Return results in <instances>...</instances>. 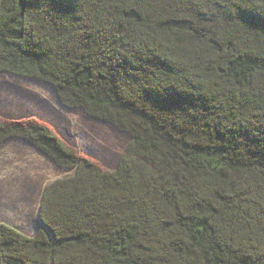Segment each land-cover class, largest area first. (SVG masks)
Returning a JSON list of instances; mask_svg holds the SVG:
<instances>
[{
    "label": "trees",
    "instance_id": "trees-1",
    "mask_svg": "<svg viewBox=\"0 0 264 264\" xmlns=\"http://www.w3.org/2000/svg\"><path fill=\"white\" fill-rule=\"evenodd\" d=\"M0 72L129 135L110 170L0 117L74 169L0 264H264V0H0Z\"/></svg>",
    "mask_w": 264,
    "mask_h": 264
},
{
    "label": "rangeland",
    "instance_id": "rangeland-1",
    "mask_svg": "<svg viewBox=\"0 0 264 264\" xmlns=\"http://www.w3.org/2000/svg\"><path fill=\"white\" fill-rule=\"evenodd\" d=\"M0 117L37 121L48 126L78 156L105 169H115L129 140L127 133L63 107L52 86L38 79L0 72ZM74 173L64 170L23 140L6 139L0 147V223L32 236L40 224L38 210L43 189Z\"/></svg>",
    "mask_w": 264,
    "mask_h": 264
}]
</instances>
